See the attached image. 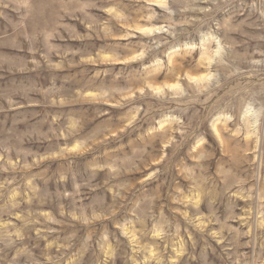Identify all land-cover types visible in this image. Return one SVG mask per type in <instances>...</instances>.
Listing matches in <instances>:
<instances>
[{
	"label": "rangeland",
	"instance_id": "1",
	"mask_svg": "<svg viewBox=\"0 0 264 264\" xmlns=\"http://www.w3.org/2000/svg\"><path fill=\"white\" fill-rule=\"evenodd\" d=\"M0 264H264V0H0Z\"/></svg>",
	"mask_w": 264,
	"mask_h": 264
}]
</instances>
